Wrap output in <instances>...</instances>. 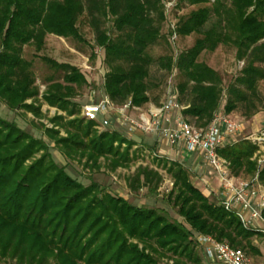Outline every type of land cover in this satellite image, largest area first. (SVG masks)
<instances>
[{
    "label": "trees",
    "instance_id": "16d2710c",
    "mask_svg": "<svg viewBox=\"0 0 264 264\" xmlns=\"http://www.w3.org/2000/svg\"><path fill=\"white\" fill-rule=\"evenodd\" d=\"M182 1L195 8L187 16L178 15L180 4L168 8L167 0H0V105L38 115L39 109L27 104L40 96L34 64L24 57L25 48L33 47L35 58L62 73L61 80L55 75L46 79L42 99L68 120L74 118L57 120L67 133L56 141L66 157L86 158L93 166L110 159L113 168L131 161L128 150L124 154L120 148H130L133 141L116 131L99 134L98 123L79 119L74 100L88 85L80 69L40 56L47 38L54 36L89 46L92 58L97 49L104 51L103 95L115 108L129 102L143 109L160 107L175 80L182 114L198 131L211 126L225 96L226 115L254 118L264 110V0ZM81 24L91 30L93 44ZM191 37L194 45L181 50L178 43ZM221 47L234 50L244 63L228 86L202 58ZM158 49L163 51L156 56ZM46 134L53 139L59 135ZM257 151L245 142L227 146L219 155L234 177L258 175L264 183V170L257 174ZM160 164L173 180L168 198L179 219L139 208L95 182L85 186L54 161L42 141L0 117V263L161 264L167 256L202 264L197 252L201 235L229 243L252 259L261 254V231L246 229L236 212L211 202L185 165L171 159ZM161 182L158 173L141 169L131 188L146 186L154 195Z\"/></svg>",
    "mask_w": 264,
    "mask_h": 264
},
{
    "label": "rangeland",
    "instance_id": "374dc122",
    "mask_svg": "<svg viewBox=\"0 0 264 264\" xmlns=\"http://www.w3.org/2000/svg\"><path fill=\"white\" fill-rule=\"evenodd\" d=\"M168 8L180 4L178 8V15H189L195 8L191 7L188 2L182 0H167ZM171 25L174 26L176 23L175 14L170 16ZM82 33L85 35L88 42L93 44V34L91 30L84 24L80 25ZM195 37L181 40L178 46L181 50L189 49L194 45ZM162 49H158L154 52L156 56L162 54ZM36 52L33 47H26L24 57L28 61H32L34 64V73L36 76V83L40 89V96L36 100L27 101L28 105L39 109L38 115L35 113H30L26 109L11 110L9 107L5 106L3 103L0 105V117L8 122L15 123L20 129H22L27 134L34 138L42 141L49 149L54 161L59 165L65 167L67 172L77 181L81 182L85 186H89L92 182H95L101 189L105 190L107 193H111L115 196L121 197L127 200L129 203L139 207L147 209H159L165 211L171 219H179L176 212V208L173 206L172 202L168 198L171 186L169 183H173L172 178L167 174L165 166L160 164L161 161H166L176 158V152L173 151L172 147L165 140L154 139L151 135H145L143 133L139 134L136 132L131 135L128 128L123 126L120 121H116L114 118V112L116 108L106 116V119L112 122V125L108 128L96 127L95 130L100 134L104 131H116L119 132L123 137L129 138L135 144L128 148V144H123L121 146V151L123 153L128 150V157L131 160L126 165L113 168L110 159L105 160L104 158L99 159L96 166L91 163H87V159H80V157L68 158L66 157L64 150L57 144L58 139L67 138V133L65 129L58 126L59 119L68 120V116L65 112L59 111L57 108L49 106L43 99L42 96L45 93V81L47 78L55 75L58 80H61L62 73H55L50 67L45 64L40 58H35ZM40 56L49 57L59 63H66L77 67L85 75L88 85L83 87V89L78 90L77 96L74 102L78 105V110L80 111L79 119H85L83 117L84 107L88 106L93 100H98L103 96L104 81L106 75V65L104 63L105 54L103 50H96L94 58H92V50L89 46L81 44L72 40H63L54 36L47 38L46 47ZM202 58L213 68L218 70L225 81V85L228 86L233 78L236 77L241 69L244 67L243 62H238L235 57V51L219 48L215 53L203 54ZM153 72H156L153 70ZM159 75V74H158ZM176 81L172 83L174 86ZM162 90V89H161ZM161 90L157 93L160 95ZM261 92L264 95V83L261 85ZM164 100V99H163ZM162 100V101H163ZM226 102V96L222 103L221 110L219 112L224 113V106ZM143 109V108H141ZM147 112L148 109H143ZM134 116H138V112L133 111ZM233 120L239 122L243 126V132L236 140L237 143H252L256 145L258 151L256 153L255 159L257 162V170L260 174L264 170V143L259 145L258 142H254L257 136L260 135L261 131L264 129V110L261 111L257 116L252 119L246 120L240 114L233 113L229 115ZM102 120V117H100ZM74 118L68 121H73ZM57 121V122H56ZM47 130L56 131L59 133L58 138H51L46 134ZM256 143V144H255ZM158 144V145H157ZM119 144L116 143L115 147ZM159 151H172V156H164ZM40 153L38 155L41 156ZM187 167V166H186ZM191 174L192 182L196 185L195 175L190 167H187ZM141 169H148L158 173L162 182L157 189V193L152 195L149 194L146 186L141 187V189L135 191L132 190L131 184L134 183L135 177ZM210 171L202 172L201 181L203 184L208 185V189L205 190V196L209 194L210 189H218L219 184L213 181ZM259 178V176H257ZM257 177H249L247 180L242 178L236 179L240 181L252 182L257 179ZM143 183V180H141ZM261 187L264 188V183L259 181ZM197 187V185H196ZM220 189V188H219ZM211 202H218L215 196L208 197ZM179 221H182L180 219ZM258 228H264V225H258ZM256 243V242H255ZM257 244V243H256ZM259 247L261 251H264V243L259 242ZM197 252L203 256L204 252L200 246H197ZM6 264V263H0ZM161 264H189L186 261H179L177 258H171L165 256L161 260Z\"/></svg>",
    "mask_w": 264,
    "mask_h": 264
},
{
    "label": "built area",
    "instance_id": "2783aa9c",
    "mask_svg": "<svg viewBox=\"0 0 264 264\" xmlns=\"http://www.w3.org/2000/svg\"><path fill=\"white\" fill-rule=\"evenodd\" d=\"M114 109L110 98L103 95L84 107L83 117L87 122L98 123L99 128L108 129L112 122L106 116ZM183 110L175 85L170 83L168 94L160 107L150 105L147 112H144L129 102L122 108H116L114 118L127 127L131 135L141 132L158 139V142L165 140L187 158L199 154L206 166L214 171L221 185L219 204L236 212L246 229L264 234V228H258V225H264V188L259 184L258 175L252 182L236 179L231 174L229 162L219 155V150L237 143L243 126L229 115L218 112L206 131H198L185 120ZM133 111L138 112V116H134ZM254 142L259 145L264 143V129ZM169 184L172 188L173 183ZM197 243L203 249L208 264H254L253 259L244 251L211 236L201 235Z\"/></svg>",
    "mask_w": 264,
    "mask_h": 264
},
{
    "label": "crops",
    "instance_id": "0c3cea01",
    "mask_svg": "<svg viewBox=\"0 0 264 264\" xmlns=\"http://www.w3.org/2000/svg\"><path fill=\"white\" fill-rule=\"evenodd\" d=\"M141 109V108H140ZM143 110V109H142ZM116 117H118L117 114H115ZM139 134H141V132H139ZM173 149V148H172ZM174 152H176V158L174 161H177L179 163H182L183 165L187 166V167H190L191 171L197 175L199 178H196V181H197V188H199L201 190V192L203 194H205V190L208 189V185H205L202 183L201 181V174L202 172H204L205 170L206 171H210L212 175V178H213V181L215 183H218L219 184V188L221 189V185L216 177V174L214 173V171L209 168L208 166H206V163L205 161L202 159V157L199 155V154H196L194 156H191L189 158L185 157L184 155H182L181 152L173 149ZM161 154H163L164 156H172L173 153L172 151H159ZM169 159V157H167ZM172 160V159H171ZM210 189L209 191V194L206 195L207 197L209 196H215L216 199L218 200V203L220 202V189ZM253 261H254V264H264V251H261V254L257 257H254L253 258ZM202 264H208V260L205 256V254H203L202 256ZM216 264H221V263H216Z\"/></svg>",
    "mask_w": 264,
    "mask_h": 264
}]
</instances>
